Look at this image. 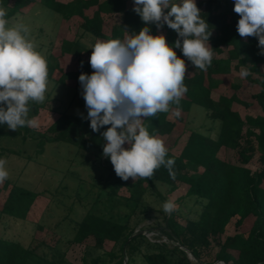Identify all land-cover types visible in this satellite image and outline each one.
Segmentation results:
<instances>
[{
	"label": "trees",
	"instance_id": "16d2710c",
	"mask_svg": "<svg viewBox=\"0 0 264 264\" xmlns=\"http://www.w3.org/2000/svg\"><path fill=\"white\" fill-rule=\"evenodd\" d=\"M173 2L179 3L180 0ZM35 3L55 11L65 21L76 20L84 32L95 38L122 40L126 35L129 38L133 33L138 34L145 26L150 28L152 35L163 34L170 45H174L179 38L166 24L162 28L155 23L145 25L133 11L134 0H0V7L7 12L5 18H10L24 13ZM197 7L211 31L208 40L213 51L211 66L206 71L195 68L183 56L181 49L174 48L187 66L183 82L187 91L178 105L172 103L168 112L145 118L143 125L150 135L156 137L171 134L186 121L193 106L200 105L207 110L210 118L220 121L218 135L212 137L192 129L179 152L167 148L166 159L175 161L172 170L174 178L167 168L161 166L151 179L138 177L124 181L115 174L110 158L106 157L103 164L109 174L103 181L102 189L106 191V198L112 207L110 212L97 211L92 207L78 222L72 241L84 244L82 264H136L139 257L144 264H264V54H261L257 38L239 36L236 26L240 17L233 10L234 0H200ZM115 14L121 15V22L110 27L106 16ZM74 43L64 39L63 53L70 52ZM225 52L226 55L219 56ZM46 60L48 80H53L56 72L61 71L56 82L63 85L71 80L80 84L78 78L81 73L91 75L93 72L89 60L78 69L69 71L63 69L61 60L54 54H49ZM234 69H246L250 73L245 77L246 81L259 86L251 100H245L238 94L242 87L239 82L229 83L234 92H222L217 99L214 97L217 77L231 74ZM42 105L30 102L29 117L38 113ZM240 107L253 112L244 115ZM82 121L86 125L90 123L88 118L73 117L63 112L49 127V132H39L37 136L31 133L32 127L29 126L12 131L6 124H0V147L3 152L12 151L3 143L16 138L26 142L31 136L36 140L37 153L44 152L47 143L58 141L83 148L91 143L92 134L84 129ZM109 126L100 129L104 132ZM103 146L98 145L101 152ZM223 148L236 150L235 161L220 157ZM255 155H258L260 165L252 169L249 163ZM189 163L202 167L198 175L189 172ZM176 181L186 183L189 186L187 196L201 205L199 217L189 222L191 226L187 232L179 231L173 211L169 216L165 214L172 232L166 227H161V231L179 244L153 242L143 233L135 234L132 215L145 204L147 191H158L157 183L170 184L172 189H176ZM123 187L129 195H119ZM3 190H7V195L0 204V215L26 219L39 193L9 180L0 183V194ZM119 197L132 206V213L122 214L120 211L114 215L113 205ZM162 199L169 201L165 196ZM153 209L148 203L141 211L148 214ZM231 225H234L235 232L228 234ZM40 228L44 227L40 225ZM224 234L227 235L215 256L209 261L203 260L202 246H209L212 238ZM107 241L113 242L110 249L106 248ZM181 246L187 247L195 259ZM0 264L75 263L58 246L37 236L28 245L21 240L0 236Z\"/></svg>",
	"mask_w": 264,
	"mask_h": 264
},
{
	"label": "clouds",
	"instance_id": "9594fccd",
	"mask_svg": "<svg viewBox=\"0 0 264 264\" xmlns=\"http://www.w3.org/2000/svg\"><path fill=\"white\" fill-rule=\"evenodd\" d=\"M134 5L133 11L145 25L155 23L162 28L166 24L179 38L170 45L163 34L152 35L145 26L125 41L97 39L90 47L93 72L78 78L81 94L92 131L110 125L101 133L106 141L103 155L110 158L119 178L151 179L161 166L174 178L175 161L166 159L164 141L150 135L143 121L168 112L170 104L178 105L187 91L183 83L187 66L174 48L181 49L195 68L206 71L211 66V31L196 0H134ZM233 10L240 17L239 36L257 38L264 54V0H234ZM6 16L0 7V124L17 131L36 124L29 117L30 102L45 100L48 63L28 38L29 29L25 25L7 27ZM249 74L246 69L240 72L241 77ZM6 163L0 159V183L9 177ZM174 210L171 200L163 204L166 214Z\"/></svg>",
	"mask_w": 264,
	"mask_h": 264
},
{
	"label": "rangeland",
	"instance_id": "374dc122",
	"mask_svg": "<svg viewBox=\"0 0 264 264\" xmlns=\"http://www.w3.org/2000/svg\"><path fill=\"white\" fill-rule=\"evenodd\" d=\"M199 1L196 0V4ZM6 19L7 27L25 25L29 29L28 38L35 43L36 50L45 58L49 54L59 57L65 71L76 70L86 64L91 55L90 47L97 39L107 41L84 32L76 20L65 21L58 13L40 3L26 8L22 14ZM106 19L108 26L111 27L113 23L121 22V15L106 16ZM64 39L75 42L67 54L62 51ZM127 39L126 35L121 41ZM223 55H226V52L219 56ZM240 72V69H234L231 74L217 77V88L214 90L216 99L222 92L230 94L235 91L229 86L230 82H239L242 87L237 91L238 94L245 100H251L252 94L259 90V86L249 84L245 77H241ZM60 75L61 71H57L54 79L48 80L44 105L32 116L36 124L32 126L31 133L35 136L39 132H49V127L63 112L73 117L87 118L88 110L81 94V85L72 80L66 85L57 83ZM240 110L244 115L252 111L245 107H240ZM81 125L90 135L92 134L91 143L83 148L65 141H58L47 143L45 151L37 153L36 140L34 141L31 136H28L26 142L16 138L3 143L12 151L3 152L0 147V159L7 161L6 168L9 172L6 180L39 193L26 219L0 215V236L21 240L25 245L37 236L65 251L68 258L75 264H82L84 251V244L72 241L78 222L92 207L101 212H110L112 207L106 198V191L102 189L103 181L109 174L103 164L106 157L98 147L106 143L101 135L103 132L101 129L93 132L90 123L86 125L85 121H82ZM192 129L217 137L220 121L210 118L207 110L202 106L194 105L183 124H179L171 134L157 137L164 141L166 148L179 152ZM124 147H127V144ZM15 150L21 152L17 153ZM235 156L234 148H223L220 152V157L223 159L235 161ZM259 165L258 155H255L249 166L256 169ZM188 169L192 175H198L202 167L189 163ZM175 186L176 189H172L170 184L157 183L158 191L153 192L152 189L147 191L145 204L150 203L154 209L144 214L141 211L145 205L143 204L133 213L132 225L135 229L144 228L148 231L151 228L166 227L169 232H172L167 225L166 213L160 211L163 210L165 202L162 198L165 196L175 204L173 213L179 231L187 232L191 226L189 222L199 217L201 205L194 198L187 196L186 191L189 186L186 183L176 181ZM6 195L7 190H3L0 194V204ZM119 195L127 196L129 192L123 187ZM118 200L113 205L114 215L120 211L122 214L132 213V206L126 199L119 197ZM40 225L44 228L41 229ZM234 232L235 227L231 225L227 233ZM226 235L212 238L209 246H202L203 260L209 261L215 256ZM174 243L179 244L178 241ZM112 245V241L106 242L107 249H110ZM191 258L194 260L193 257ZM136 264H144L141 257L137 259Z\"/></svg>",
	"mask_w": 264,
	"mask_h": 264
},
{
	"label": "built area",
	"instance_id": "2783aa9c",
	"mask_svg": "<svg viewBox=\"0 0 264 264\" xmlns=\"http://www.w3.org/2000/svg\"><path fill=\"white\" fill-rule=\"evenodd\" d=\"M135 233H143L145 234L151 241L153 242H160V243H174L173 240L169 239L168 236L161 231V228H151L150 230L148 229V231L144 228H139V229H135ZM221 263V262H219Z\"/></svg>",
	"mask_w": 264,
	"mask_h": 264
},
{
	"label": "water",
	"instance_id": "95a60500",
	"mask_svg": "<svg viewBox=\"0 0 264 264\" xmlns=\"http://www.w3.org/2000/svg\"><path fill=\"white\" fill-rule=\"evenodd\" d=\"M181 247L184 248L189 253V255L195 259L194 255L192 254V252L187 247H184V246H181Z\"/></svg>",
	"mask_w": 264,
	"mask_h": 264
}]
</instances>
